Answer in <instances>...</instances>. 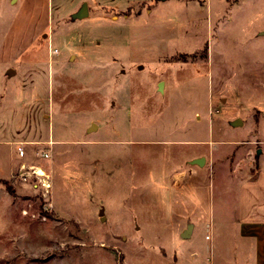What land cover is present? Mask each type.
<instances>
[{
  "label": "rangeland",
  "instance_id": "rangeland-1",
  "mask_svg": "<svg viewBox=\"0 0 264 264\" xmlns=\"http://www.w3.org/2000/svg\"><path fill=\"white\" fill-rule=\"evenodd\" d=\"M30 2L0 0V264L264 258V0Z\"/></svg>",
  "mask_w": 264,
  "mask_h": 264
},
{
  "label": "water",
  "instance_id": "water-1",
  "mask_svg": "<svg viewBox=\"0 0 264 264\" xmlns=\"http://www.w3.org/2000/svg\"><path fill=\"white\" fill-rule=\"evenodd\" d=\"M162 1H164V0H162ZM87 16H88V5H87V2L84 1L80 4V6L74 12H72L70 14V19L71 20L82 19V18H85ZM263 33H264V31L260 32V34H263ZM11 72H12V70L9 69L8 74H10ZM162 86H163V82L160 81L159 85H158L159 91H161ZM229 123L231 126H241L243 122L240 118H235V119L231 120ZM95 127H96V124L92 123L89 127V130L94 129ZM256 154L259 155L260 150H257ZM204 160H205L204 157L193 158L189 161V163L196 164L198 166H202L204 163ZM192 226H193L192 223H188L186 228L181 232V237L188 238L190 236Z\"/></svg>",
  "mask_w": 264,
  "mask_h": 264
},
{
  "label": "crops",
  "instance_id": "crops-1",
  "mask_svg": "<svg viewBox=\"0 0 264 264\" xmlns=\"http://www.w3.org/2000/svg\"><path fill=\"white\" fill-rule=\"evenodd\" d=\"M31 0H23V6H24V8H33L32 6H31V3L32 2H30ZM47 5H48V3H47ZM45 24V22L44 21H40V22H38V25L39 26H43ZM40 27V28H41ZM259 183V181H257L256 183H252V182H250V184L251 185H248V186H254V185H256V184H258ZM246 193H247V190H246ZM248 194H250L251 195V193L250 192H248ZM243 211V210H242ZM255 211H258V209L257 208H254V207H251V208H249V210L248 209H244V211H243V213H244V215H247V216H244L245 218L242 220V222H241V224H242V226L243 227H246V226H248V223L250 224L251 223V220L250 221H247V217L248 216H254L253 218H254V221L255 222H253L254 224H258V225H263L264 226V217L263 216H259L260 215V213L259 212H255ZM261 219H263V220H261ZM259 221H261V222H259ZM247 223V224H246ZM261 257V256H260ZM260 257H258V258H256V259H254L250 264H264V258H260ZM245 264H247V263H245Z\"/></svg>",
  "mask_w": 264,
  "mask_h": 264
},
{
  "label": "built area",
  "instance_id": "built-area-1",
  "mask_svg": "<svg viewBox=\"0 0 264 264\" xmlns=\"http://www.w3.org/2000/svg\"><path fill=\"white\" fill-rule=\"evenodd\" d=\"M17 151H18V154H19L20 156H22L23 153H24V150H23V148H22L21 146H18V147H17ZM42 155H43L44 157H48V156H49L48 152H43Z\"/></svg>",
  "mask_w": 264,
  "mask_h": 264
},
{
  "label": "bare ground",
  "instance_id": "bare-ground-1",
  "mask_svg": "<svg viewBox=\"0 0 264 264\" xmlns=\"http://www.w3.org/2000/svg\"><path fill=\"white\" fill-rule=\"evenodd\" d=\"M35 172L37 174H45V172H43L41 169H39L38 167L35 169Z\"/></svg>",
  "mask_w": 264,
  "mask_h": 264
}]
</instances>
